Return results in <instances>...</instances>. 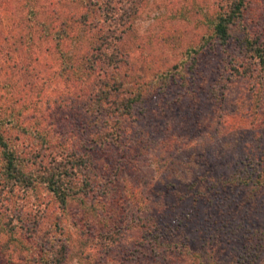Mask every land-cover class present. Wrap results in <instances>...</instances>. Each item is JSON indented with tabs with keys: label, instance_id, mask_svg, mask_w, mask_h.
<instances>
[{
	"label": "rangeland",
	"instance_id": "374dc122",
	"mask_svg": "<svg viewBox=\"0 0 264 264\" xmlns=\"http://www.w3.org/2000/svg\"><path fill=\"white\" fill-rule=\"evenodd\" d=\"M226 3L119 0V19L109 25L97 14L90 32L72 19L58 45L60 17L81 12L75 3L0 0L3 141L21 171L36 169L49 150L82 152L99 177L86 196L68 198L62 208L38 181L30 188L5 181L0 159V246L19 231L33 242L30 219L40 221V234L45 226L61 232L64 264H264V189L248 195L225 182L264 161V72L240 76L232 68L240 71L246 61L243 32L264 41V0H247L241 25L221 46L205 37ZM115 22L118 29L107 32ZM102 35L99 51L119 56L121 76L135 83L168 77L107 122L109 133L118 124L114 143L91 140L97 123L84 108L107 60L95 58L87 79L62 71L68 61L61 53L95 54ZM13 246L0 251V264L26 263L28 248Z\"/></svg>",
	"mask_w": 264,
	"mask_h": 264
},
{
	"label": "trees",
	"instance_id": "16d2710c",
	"mask_svg": "<svg viewBox=\"0 0 264 264\" xmlns=\"http://www.w3.org/2000/svg\"><path fill=\"white\" fill-rule=\"evenodd\" d=\"M115 1L119 2V0ZM70 2L80 7L81 12H79L78 17H74V15L70 17H66L65 15L60 17L62 22L59 23L57 30H55V39L58 45V42L69 36V31L72 29L70 22H75L72 19H79V23L83 27L86 26L88 27V31L90 29L92 31L98 22V20H95L98 19L96 16L97 14L99 16L102 15V19H109V25L111 22H114L112 20L120 18L117 13L119 7L115 5L116 2L114 3V0H70ZM226 2L224 7L218 9L214 19L210 22V33L205 37V40L214 37L215 41L221 46L225 45L227 40L232 36L229 34L231 27L241 25L240 22L243 19L239 18L243 16V11L247 5V0H226ZM112 25L113 27H109V29L106 30L107 32L108 30L116 31L118 29V23L116 24L115 22ZM246 33V31L243 32L241 40L243 48L242 58L246 59V61H239V63L242 64V69L240 71L237 67L232 68H234V73L239 72L241 74L240 76L254 71H258L262 74L264 72V41L258 34L251 35L250 37L246 35ZM91 39L92 36L90 37V40ZM106 41V35H102L97 46L93 49L96 51L95 54L91 52L89 55L85 54L83 57L78 58L75 56L69 57L61 53V56H64L63 61L66 59L68 61V64L64 63L62 71L72 74L77 80L83 78L87 79L94 73V63L96 59L101 58L102 55L103 58L107 60V67L102 69L101 73L99 75L97 74L98 76L95 78L96 87L89 90V94L84 102V108L88 117H92L93 121L95 120L97 123V128L94 130L91 140L105 141L109 139L114 143L119 136L117 133L118 124H114L113 132L109 133L107 131V122L128 114L131 110L130 106L132 102L144 96H150V94L153 93L155 84L157 82L161 84L163 81L168 80V77L162 76L151 83H135L128 80L125 74L121 76L117 73L119 66L117 62L121 60L119 56L114 53L106 54L99 51L101 44H105ZM91 46H93V44ZM47 149H49V146H47L45 150ZM0 153L2 163L1 173L4 174L3 179H5V181H15L19 179L26 188H30L33 183L38 181V183L46 186L48 192L52 194L53 198L62 208L68 198L77 196V198L79 197L82 199L86 196L89 189H93L96 185V181L99 179V177L97 179V176L91 173L93 169L84 165V163L86 165L90 164L84 162L85 159L87 160V157L85 153L82 152L61 155L58 153L56 154L54 150H49L43 155L45 156L44 159L48 156L49 161L46 162V160L41 159L38 165L35 166L36 169L29 172L19 169L20 165L18 164L16 152L12 147L7 146L1 135ZM82 156H85L84 160ZM34 157H39V155H35ZM247 168L250 169L249 172H242L241 175L237 173L236 175L228 177L225 182L237 188L247 189L248 195H254L257 191L264 189V161L256 171H253L255 170V166H248ZM232 174L233 173H231V175ZM42 212L43 211H41V213ZM24 218L27 217L24 216ZM39 222L38 220L30 221V219H26V225H29V234L34 240L33 242H30V239L28 240L25 236H22L25 232L19 231L17 232L19 233L18 235L16 233L14 236L8 235V238L11 239V241H7L8 246L14 243V246L11 248L14 251H23L28 248L29 252L25 256L27 258L26 263L21 259V264H64L67 260V252L64 248L65 243H63L64 241H62V237H60L61 232L58 231L57 234L54 233L56 227L53 231L48 232L45 226L44 229L46 232L40 234L41 225ZM53 226H58V221H55ZM11 234L13 235V233ZM7 242L0 246V251L4 252L6 250ZM35 244L38 247H36L35 251H32L30 247ZM168 246L169 244L167 247ZM55 248H57V250ZM169 248L172 247L170 246Z\"/></svg>",
	"mask_w": 264,
	"mask_h": 264
}]
</instances>
